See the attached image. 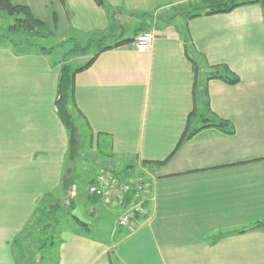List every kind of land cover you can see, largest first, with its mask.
Here are the masks:
<instances>
[{
	"label": "crops",
	"instance_id": "obj_1",
	"mask_svg": "<svg viewBox=\"0 0 264 264\" xmlns=\"http://www.w3.org/2000/svg\"><path fill=\"white\" fill-rule=\"evenodd\" d=\"M193 1L11 0L51 24L58 43H70L52 60L0 47V264H16L13 242L47 195L81 206L89 225L88 232L73 226L61 234L55 264H264V226L257 227L264 224L263 12L245 3L187 18L179 6ZM119 15L134 19L128 37L114 23ZM142 31L154 38L148 51L137 52L132 39ZM109 39L105 46L125 42L74 76L70 137L72 128L67 132L54 109L60 61L72 41L103 46ZM91 56L71 54L66 62L79 67ZM218 65L239 82L205 81ZM194 86L206 90L209 111L233 134L205 127L179 144L195 100L204 111ZM81 123L95 149L106 151L108 170L148 183L143 215L128 228H117L119 210L87 194L105 163L83 177L85 193L73 183L80 175L66 170ZM109 216L105 238L91 236Z\"/></svg>",
	"mask_w": 264,
	"mask_h": 264
},
{
	"label": "trees",
	"instance_id": "obj_2",
	"mask_svg": "<svg viewBox=\"0 0 264 264\" xmlns=\"http://www.w3.org/2000/svg\"><path fill=\"white\" fill-rule=\"evenodd\" d=\"M98 2V0H95ZM104 5V0H101ZM245 3H258L263 12L264 18V0H248L243 2H237L236 0H195L193 2H187L179 6V11L183 12L182 14L187 18H195L200 16H210L220 13H228L234 8L241 6ZM0 14H5L4 17L9 18L10 22L3 29L2 34H0V47H9L14 51L17 49H24L27 51H36L42 55H48L54 52L55 49H59L66 44L70 43V40H67L62 43H56L54 46L45 47L40 44V41H48L55 37L53 26L47 22L41 21L34 17L31 10L26 5H15L11 3V0H0ZM1 16V15H0ZM1 16V17H3ZM55 26V21H54ZM72 41V40H71ZM125 41H120L115 43L112 46H102L101 41H90L86 45L81 46L76 42H71L72 48L69 52L66 53V57L75 54V55H86L89 53V50L92 46L97 47L96 52L91 56V58L82 66L72 67L68 62H66V57H64L60 63L59 75L57 78V87H56V98L54 101V109L57 117L60 122L67 130L70 132L73 126V113L74 109V76L77 72H80L87 68L96 58V56L103 50L115 47ZM216 79L225 83L226 85H236L239 82V78L236 74L230 71L225 65H218L210 68L209 73L205 77V81ZM199 89V88H198ZM195 91V96L198 94L202 97V106L204 108L203 112H199L196 106L193 107V110L188 116L186 130L183 133L179 144L192 136L195 132L201 130L205 127H215L226 134H233L232 125L215 116L209 111L208 107V98L206 90L203 89L201 92H196V87L194 86L193 92ZM197 99V97H195ZM76 112V111H75ZM199 118L197 121L200 122V126L196 127L194 130L189 131V125L192 119ZM201 118V119H200ZM146 165V163H143ZM161 164V163H157ZM93 179L88 183L90 185ZM88 194V193H87ZM89 196L91 201L99 202V200L94 196ZM51 195H47L46 199H50ZM45 199V200H46ZM44 200V201H45ZM44 201L39 202L37 209L35 210V215H43L45 213L46 205ZM65 202V200L63 201ZM54 204L55 211H58L60 208V203L56 201ZM77 206L74 202L69 201L67 205L63 204L62 208L65 214L75 223V225L85 231H89V225L87 223H80L71 216V211ZM49 216V212L47 213ZM32 216V217H33ZM30 221V220H29ZM264 226V224L257 225V227ZM42 235L46 236L48 231V226L43 228ZM243 230L235 231V233H242ZM46 239V238H45ZM52 243V241L50 242ZM48 245V244H46ZM53 245V243H52ZM45 243L42 241L41 247H44ZM50 246V245H49Z\"/></svg>",
	"mask_w": 264,
	"mask_h": 264
},
{
	"label": "rangeland",
	"instance_id": "obj_3",
	"mask_svg": "<svg viewBox=\"0 0 264 264\" xmlns=\"http://www.w3.org/2000/svg\"><path fill=\"white\" fill-rule=\"evenodd\" d=\"M236 1L241 2L248 0H236ZM0 15L5 16V14H0ZM1 16H0V34H2V31H4L3 29L10 22L9 18H6L4 16L1 17ZM115 20L116 22L114 21V23L118 27L119 33H124L125 37H128L132 34V30H133L132 27L134 23L133 18L129 16L119 15L115 18ZM67 38L69 37H64L63 40ZM78 39L80 40V37ZM58 40L59 39L55 36L46 42L44 40L40 41V44L49 48L50 46H54L58 42ZM112 42L113 41L109 39L104 43L103 46ZM81 44L83 43L81 42ZM66 47L72 48V44ZM96 49L97 47L95 46L91 47V49L89 50L90 56L96 52ZM61 52L58 49H55L54 52L48 54L49 59L51 60L54 59L56 55H59ZM200 124L201 123L199 122V125ZM80 125L82 127H79V131L78 128L76 130L79 135L78 137L75 138V140L77 139L79 146H77L76 143L77 141L75 142L74 140L72 142V147L73 149L76 148L75 150L76 153L74 158L72 157L73 159L69 160L70 163L67 164L66 170H70V168L72 167L75 170L74 172L80 175L79 179L82 178V180L74 179L73 183L75 185H80L79 190L82 193H85L87 185L85 184L86 182H84L86 179H83V177L85 176L87 178L88 176L96 174L101 168V165L99 167L98 163L103 164L107 161L106 160L107 153L106 151H104L101 145L100 147L95 149V147L91 144L89 140V134L86 131L84 124L81 123ZM74 130L75 129L72 126L73 132H71L70 137L73 136L74 138L75 136ZM71 153H73L72 148H70V154ZM105 166L106 167H102L100 169V172L111 168L109 162L105 163ZM119 168H122V166H120ZM119 168L116 170H120ZM118 174L121 176V173ZM121 177L127 178L124 176ZM64 200L67 199H63L61 198V196L60 197L53 196V200L46 199L44 201L46 205L45 213L42 216L38 214L36 216L34 215L33 217H31L30 221L25 226V228L15 238V241L13 242V256L15 258L16 264H55L57 260L55 249L61 237V234L63 232H67L69 230L76 228L75 223H73V221H71L70 218H68L67 214H65L63 211L62 205L66 203L63 202ZM56 201L60 203V208H58V211H55L53 204ZM48 212H49V216L47 214ZM97 224H98V230H95V225L93 224L94 227L93 229H91L90 235L94 237L105 238V232L111 229L113 226V217L112 216L104 217L103 220L98 222ZM47 226H48V231L46 233V236H44L42 235L41 230ZM42 241H44L45 246L39 249V247L42 244ZM51 241L53 245L52 243H50Z\"/></svg>",
	"mask_w": 264,
	"mask_h": 264
},
{
	"label": "built area",
	"instance_id": "obj_4",
	"mask_svg": "<svg viewBox=\"0 0 264 264\" xmlns=\"http://www.w3.org/2000/svg\"><path fill=\"white\" fill-rule=\"evenodd\" d=\"M153 38V31L135 34L132 39L133 49L137 52L148 51ZM147 189L148 183L140 174L123 178L111 170H103L97 173L88 185L87 193L96 197L106 207L119 210L116 226L118 229H125L131 226L137 217L143 215L144 194Z\"/></svg>",
	"mask_w": 264,
	"mask_h": 264
},
{
	"label": "water",
	"instance_id": "obj_5",
	"mask_svg": "<svg viewBox=\"0 0 264 264\" xmlns=\"http://www.w3.org/2000/svg\"><path fill=\"white\" fill-rule=\"evenodd\" d=\"M98 2L100 4L102 3L101 0H98ZM71 216L80 223H88V221L84 217L83 210L79 205L75 206V208L71 211Z\"/></svg>",
	"mask_w": 264,
	"mask_h": 264
}]
</instances>
